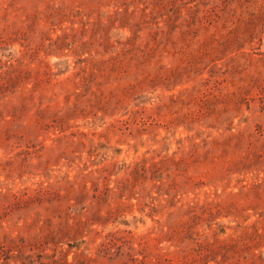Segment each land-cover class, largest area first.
<instances>
[{"label":"rangeland","instance_id":"obj_1","mask_svg":"<svg viewBox=\"0 0 264 264\" xmlns=\"http://www.w3.org/2000/svg\"><path fill=\"white\" fill-rule=\"evenodd\" d=\"M0 264H264V0H0Z\"/></svg>","mask_w":264,"mask_h":264}]
</instances>
